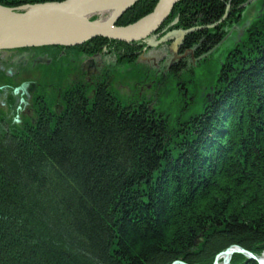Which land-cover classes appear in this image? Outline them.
I'll return each instance as SVG.
<instances>
[{
	"label": "trees",
	"instance_id": "16d2710c",
	"mask_svg": "<svg viewBox=\"0 0 264 264\" xmlns=\"http://www.w3.org/2000/svg\"><path fill=\"white\" fill-rule=\"evenodd\" d=\"M46 1L64 0L0 5ZM157 1L141 0L117 26ZM250 1L180 0L159 32L201 27L180 46L197 58L221 44ZM261 6L200 114L170 124L99 94L36 126L18 153H0V264H212L231 246L264 255ZM230 264L256 263L234 255Z\"/></svg>",
	"mask_w": 264,
	"mask_h": 264
},
{
	"label": "flooded vegetation",
	"instance_id": "af4514ba",
	"mask_svg": "<svg viewBox=\"0 0 264 264\" xmlns=\"http://www.w3.org/2000/svg\"><path fill=\"white\" fill-rule=\"evenodd\" d=\"M106 41L91 40L72 48L0 52V153H18L22 143L31 141V131L36 126L58 123L75 108L93 106L99 94L120 110H147L158 119L161 112L146 105L142 98L128 95V89L136 87L131 84V78L137 76L133 71H138L144 80L166 75L176 79L187 71V66L206 56L196 58L190 53L191 58L181 51L169 56L158 51V46L148 49L141 42Z\"/></svg>",
	"mask_w": 264,
	"mask_h": 264
},
{
	"label": "water",
	"instance_id": "95a60500",
	"mask_svg": "<svg viewBox=\"0 0 264 264\" xmlns=\"http://www.w3.org/2000/svg\"><path fill=\"white\" fill-rule=\"evenodd\" d=\"M89 1L91 0H64L19 8L0 6V52L27 47H75L95 38L123 43L143 41L157 32L180 0H158L152 12L124 27L116 26L118 19L141 0H110L121 9L109 21H91L90 16L81 11ZM194 30L180 32L181 41L187 33ZM239 253L250 261L264 264V258L258 259L239 247L226 249L216 256L213 264H218L220 258H223L222 264H228L230 257Z\"/></svg>",
	"mask_w": 264,
	"mask_h": 264
},
{
	"label": "rangeland",
	"instance_id": "374dc122",
	"mask_svg": "<svg viewBox=\"0 0 264 264\" xmlns=\"http://www.w3.org/2000/svg\"><path fill=\"white\" fill-rule=\"evenodd\" d=\"M261 1L252 0L247 4L240 21L229 28H225L228 32L225 40L214 51L206 53L204 58L191 65L179 78L173 79L166 75L159 79L150 76L144 80V77L139 75L138 71H133L137 76L131 78V84L136 87L135 89L129 88L128 95L133 99L140 97L145 100L146 105L153 106L162 115L166 116L170 124L182 119L186 121L188 118L200 114L204 100L210 97L216 85L222 64L229 53L236 46H239V42L246 36L244 30L252 24L261 12ZM93 16L104 20L108 17V14ZM187 36L185 35V38ZM167 37L169 39L165 41L163 36H150L142 42V45L148 47L158 46V51L165 52L169 56L178 53V46L181 41L180 33L168 34ZM138 66L142 67L140 64ZM180 70L177 71L180 72ZM158 80L162 81V86L157 88ZM138 81H141V83L136 85ZM156 81L157 84H155ZM139 93L141 96H138ZM221 253L222 251L218 255Z\"/></svg>",
	"mask_w": 264,
	"mask_h": 264
},
{
	"label": "bare ground",
	"instance_id": "6f19581e",
	"mask_svg": "<svg viewBox=\"0 0 264 264\" xmlns=\"http://www.w3.org/2000/svg\"><path fill=\"white\" fill-rule=\"evenodd\" d=\"M121 8H120V6H118L117 4H115V3H113V2H111L110 0H91V1H89L87 4H85L84 6H83V8H81V11L86 15V16H93V15H105V14H108V17L107 18H105L104 19V21H109V20H111L117 13H118V11L120 10ZM162 116V115H161ZM164 116V115H163ZM164 118H166V121L167 122H169V120L167 119V117L166 116H164ZM183 120V119H182ZM179 121V120H178ZM178 121H176V122H174V124H176ZM170 123V122H169ZM200 242H201V240H196L195 241V244H194V246H193V248H192V252L195 250V248L197 247V246H199L200 245ZM231 247H239V246H231ZM230 248V247H229ZM239 248H241V247H239ZM228 249V248H227ZM241 249H243V248H241ZM226 250V249H225ZM224 250V251H225ZM243 250H245V249H243ZM245 251H247V250H245ZM223 252V251H222ZM247 252H249V251H247ZM249 253H251V252H249ZM251 254H253V253H251ZM218 254H216L215 255V257L213 258V262H214V260H215V258H216V256H217ZM234 255H239V256H241L242 258H245V260L246 261H250L244 254H242V253H239V254H233L231 257H230V260L229 261H231V259H232V257L234 256ZM254 255V254H253ZM255 257H257L258 259H260V258H264V255H262V256H256V255H254ZM222 259L223 258H220V260H218V264L220 263V264H222ZM175 262H180V261H175ZM254 262V261H253ZM181 263H183V262H181ZM256 264H258L257 262H255ZM183 264H185V263H183ZM213 264V263H212ZM228 264H230V262L228 263Z\"/></svg>",
	"mask_w": 264,
	"mask_h": 264
}]
</instances>
